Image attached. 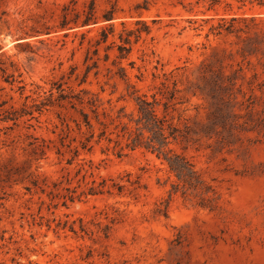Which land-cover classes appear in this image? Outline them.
Wrapping results in <instances>:
<instances>
[{
    "label": "rangeland",
    "instance_id": "1",
    "mask_svg": "<svg viewBox=\"0 0 264 264\" xmlns=\"http://www.w3.org/2000/svg\"><path fill=\"white\" fill-rule=\"evenodd\" d=\"M88 2L0 0V174L5 164L20 169L16 181L0 184V264H264V21L249 34L217 36L210 29L222 16L242 14L236 3L229 7L222 0L214 11L203 13L209 1L195 5L196 0H184L194 4L188 12L170 0H97L96 24L59 28L65 6L82 12ZM107 10L115 11L113 21L103 20ZM252 15L262 16L246 12ZM111 24L114 36L94 57L99 59L98 75L92 70L79 86L94 40ZM124 29L142 32L136 43L132 36V51L120 61L117 45ZM107 45L113 46L108 52ZM114 62L125 68L127 81L116 75ZM164 73L177 82L174 123L190 129L185 154L217 191L215 210L176 194L167 216L159 214L175 178L143 150L117 157L96 146L78 160L93 162L97 180L113 178L129 185L138 179L137 197H89L64 207L62 200L28 191L32 177L52 183L67 172L74 177L76 171L75 164L66 163L69 155L59 158L47 150L41 159L30 146L35 138L57 140L60 110H38L52 90L58 96L57 84L99 93L115 110L125 107L131 113L127 83L151 94ZM217 74L224 79L218 81ZM213 95L223 113L236 115L242 125L233 137L204 132L214 110ZM79 218L109 225V236L55 229L58 220Z\"/></svg>",
    "mask_w": 264,
    "mask_h": 264
},
{
    "label": "trees",
    "instance_id": "2",
    "mask_svg": "<svg viewBox=\"0 0 264 264\" xmlns=\"http://www.w3.org/2000/svg\"><path fill=\"white\" fill-rule=\"evenodd\" d=\"M174 6L181 5L188 12L194 11V4H185L184 0H170ZM201 1H209L210 4L205 12L215 10V6L222 3V0H196L195 5ZM229 7L233 4L238 5V10L242 11L241 15H232L228 18L222 16L217 26H213L210 32L217 36L223 33L228 35H238L241 32L249 34L250 30L256 29L259 21H264V0H224ZM96 2L89 0L86 9L82 12L71 8V4L63 8L59 28L65 30L70 24L74 26H89L91 23L96 24ZM247 11H257L262 16H246ZM114 10H107L103 15V20L110 22L114 20ZM142 23L137 21V24ZM243 24V25H242ZM124 25V23L122 24ZM142 31L122 30L119 35L120 45H117L120 61L127 59L132 51V36H135V43L138 42ZM149 33V29H146ZM110 36H114V25L111 24L101 29L100 37L94 40L92 44V56L88 52L85 65L86 73L79 86L85 84L90 72L100 68L99 59H94L99 54L102 45L107 44ZM93 41V40H91ZM114 45V42L112 43ZM113 46L107 45L105 50L108 52ZM109 59L106 54L105 61ZM90 62V63H89ZM117 68L116 75L127 81L125 68L114 62ZM133 66V65H132ZM164 80L160 86H154V93H141L134 84L127 83V90L130 91L129 98L133 102L134 110L127 113L125 107L118 110L112 106L111 100L104 102L99 93L92 92L88 89L75 91L68 87L64 88L63 83L57 84L58 96H54L53 90L45 101L41 102L39 111L50 106L60 110L57 113L59 125L56 129L57 140H41L35 138L31 143L32 154L40 155L43 159L47 150L54 151L59 158L70 157L66 159L69 166L76 165L74 177L67 172L62 180L49 183L45 178L32 177L31 187L28 191L41 192L47 194L51 200H62V206L68 207L69 203L83 201L89 197L97 196H115L128 193L134 197L138 196V190L141 188L139 180H129V185L117 182L113 178H103L100 180L94 175V164L92 161L80 162L81 154H92L96 146H102V153L112 152L117 157H124L128 153L143 150L154 155L174 176L175 181L171 184V190L168 192V199L162 202L158 213L167 216V210L172 198L180 194L184 200H195L196 205L202 208L215 210L218 207L219 196L215 188L210 185L196 168L194 162L188 158L185 151L188 149L190 141V129L187 127L181 129L178 124L174 123L173 113L176 111L178 102L179 89L177 82L170 74H163ZM156 78V77H155ZM218 81L224 78L217 74ZM142 81V77H139ZM215 83L212 90L215 92L219 87ZM104 92V89L102 90ZM214 110L211 112L206 125L205 133L207 135H223L225 132L228 138L233 137L237 129L241 127L238 123L237 116L231 113L227 115L219 106L218 99L214 97ZM65 111V113H64ZM220 123L225 124L224 131H219ZM56 134V131L53 132ZM181 147V152L177 149ZM20 174V169L12 164H5L0 174V184L16 181L14 177ZM90 177L91 180L87 181ZM76 181V186L72 187ZM66 184V185H64ZM131 187V188H129ZM55 208L59 204L54 205ZM42 218V217H41ZM54 219L53 222H55ZM49 222V221H48ZM93 226V227H92ZM50 228L51 226L48 225ZM56 230H69L75 235H95L103 233L107 238L110 232V226H102L100 222H85L82 218L74 221H56Z\"/></svg>",
    "mask_w": 264,
    "mask_h": 264
}]
</instances>
